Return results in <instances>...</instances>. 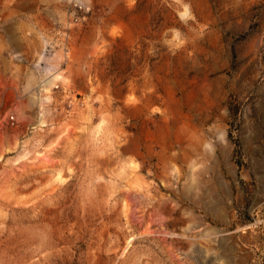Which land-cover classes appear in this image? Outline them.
Returning a JSON list of instances; mask_svg holds the SVG:
<instances>
[{
  "label": "rangeland",
  "instance_id": "1",
  "mask_svg": "<svg viewBox=\"0 0 264 264\" xmlns=\"http://www.w3.org/2000/svg\"><path fill=\"white\" fill-rule=\"evenodd\" d=\"M0 72V264H264V0H37Z\"/></svg>",
  "mask_w": 264,
  "mask_h": 264
},
{
  "label": "crops",
  "instance_id": "2",
  "mask_svg": "<svg viewBox=\"0 0 264 264\" xmlns=\"http://www.w3.org/2000/svg\"><path fill=\"white\" fill-rule=\"evenodd\" d=\"M37 0H0V72L13 54L32 53L41 48L37 38L42 15L33 11Z\"/></svg>",
  "mask_w": 264,
  "mask_h": 264
}]
</instances>
